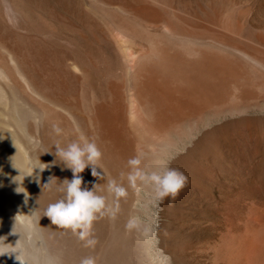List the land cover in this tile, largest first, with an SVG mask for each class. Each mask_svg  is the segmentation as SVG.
I'll list each match as a JSON object with an SVG mask.
<instances>
[{
    "label": "bare ground",
    "instance_id": "6f19581e",
    "mask_svg": "<svg viewBox=\"0 0 264 264\" xmlns=\"http://www.w3.org/2000/svg\"><path fill=\"white\" fill-rule=\"evenodd\" d=\"M135 1L88 0L86 16H49L65 33L49 31L29 4L24 15L31 28L24 37L9 24L0 0V264H79L87 256L97 264H173L160 248L176 244L160 233L168 198L157 202L149 185L129 187L128 160L140 156L146 171L167 165L191 182L202 180L205 166L219 163L229 142L227 118L264 112V82H253L242 57L233 54L250 55L179 31L155 14L154 0ZM10 3L14 10L23 7L20 0ZM238 120L232 123L238 129L249 121ZM256 124L264 127V114ZM81 138L98 144L103 170H97L105 173L96 178L86 168L83 187L100 184L99 194L113 209L107 181L115 179L128 192L114 217L95 222V249L45 216L61 198L57 185L73 177L53 154L55 145ZM42 163L51 167L41 171ZM50 177L57 180L45 187ZM133 217L140 227L129 230ZM258 219L226 226L210 246L213 263L264 264V217Z\"/></svg>",
    "mask_w": 264,
    "mask_h": 264
},
{
    "label": "rangeland",
    "instance_id": "374dc122",
    "mask_svg": "<svg viewBox=\"0 0 264 264\" xmlns=\"http://www.w3.org/2000/svg\"><path fill=\"white\" fill-rule=\"evenodd\" d=\"M10 1L1 0L3 11L9 24L24 37L30 27L24 12L30 5L33 10H28L45 17L49 31L58 33L68 29L49 16L68 18L71 13L80 12L84 16L90 13L84 4L88 0H20L23 7L21 10L18 7L19 11L12 8ZM152 5L159 12L155 14L168 17L179 31L204 38L231 54L237 49L250 55L251 59L247 55L233 54L242 57L240 65L254 77L253 82H264V0H154ZM97 23L103 27L100 21ZM94 53L101 54L98 45ZM263 114L252 111L228 117L229 142L220 154L219 163H208L204 179L194 182L188 179L178 197L167 199L159 217L160 233L165 243L173 238L176 244H169L171 250L164 245L160 248L173 264H220L213 263L210 250L220 235L231 226H243L247 221L257 220L258 216L264 217V127L256 124ZM238 119L249 121H244L246 125L238 129L236 123L232 124L235 120L241 122ZM216 126L217 122L205 128L201 139H209V133Z\"/></svg>",
    "mask_w": 264,
    "mask_h": 264
},
{
    "label": "clouds",
    "instance_id": "9594fccd",
    "mask_svg": "<svg viewBox=\"0 0 264 264\" xmlns=\"http://www.w3.org/2000/svg\"><path fill=\"white\" fill-rule=\"evenodd\" d=\"M55 132L59 135L62 129L55 127ZM59 159L65 168L73 173L71 180L64 179L57 185V190L62 193L61 198L55 203L48 205L45 216L60 229L70 230L73 235L83 242L85 248L95 249L98 240L94 237V224L106 215L114 217L119 210V201L128 194L123 184L115 179L107 181V193L113 196L116 201V207L113 209L107 202L105 195L99 194L102 191L100 184H93L92 188H85L82 173L86 168L91 167V174L96 178H103L104 175L97 170L102 169V151L98 144L92 140L81 138L78 141H72L66 146L59 143L55 145L53 153ZM130 171L126 174L128 186L135 189L138 184L151 186L154 199L157 202H163L166 198L175 199L179 193L186 187L188 178L178 169L167 165L159 170L146 171L142 164L140 156L132 157L127 162ZM43 171L51 165L42 163ZM103 170V169H102ZM104 172V171H103ZM125 173H121L123 180ZM57 180L50 177L45 187H51L53 181ZM17 192H23L18 187ZM24 193V192H23ZM140 223L137 218H130L126 224L129 230L138 229ZM79 264H97V259L93 256H87L79 261Z\"/></svg>",
    "mask_w": 264,
    "mask_h": 264
}]
</instances>
